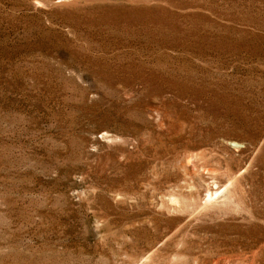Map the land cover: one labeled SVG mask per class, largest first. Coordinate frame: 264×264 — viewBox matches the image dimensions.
<instances>
[{"label":"rangeland","instance_id":"rangeland-1","mask_svg":"<svg viewBox=\"0 0 264 264\" xmlns=\"http://www.w3.org/2000/svg\"><path fill=\"white\" fill-rule=\"evenodd\" d=\"M0 264H264V0H0Z\"/></svg>","mask_w":264,"mask_h":264}]
</instances>
